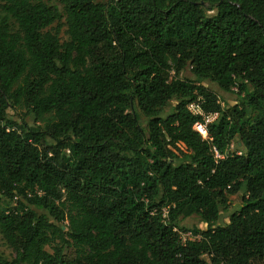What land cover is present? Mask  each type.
Here are the masks:
<instances>
[{
    "label": "trees",
    "instance_id": "obj_1",
    "mask_svg": "<svg viewBox=\"0 0 264 264\" xmlns=\"http://www.w3.org/2000/svg\"><path fill=\"white\" fill-rule=\"evenodd\" d=\"M0 237V264H264V0H0Z\"/></svg>",
    "mask_w": 264,
    "mask_h": 264
},
{
    "label": "rangeland",
    "instance_id": "obj_2",
    "mask_svg": "<svg viewBox=\"0 0 264 264\" xmlns=\"http://www.w3.org/2000/svg\"><path fill=\"white\" fill-rule=\"evenodd\" d=\"M44 1L46 3H49V4H57V0H44ZM58 27H60L58 35H59V38H60L61 42H63V41H65L68 38V36L66 34V27L64 26V19L61 20L60 22H55L50 28H48V30H50L51 32H55V30ZM180 77L184 78V79H191V80L195 81L196 83H199V84H202L204 86L209 87L210 89H212L214 92H216L219 95L222 103L225 102V103H228L229 105H233L236 102V95L234 93L222 92L214 84H211V83H209L206 80H201V79H197V78L193 77L189 68L184 69L180 73ZM233 90L236 91V88H233ZM175 103H176V101H171L169 106L166 108V110H168L170 108H173ZM134 110L136 112H139V109L136 107L135 104H134ZM191 110L194 113H198L199 112V110L195 106H191ZM17 117L23 118L29 124H32L31 120H29V119H27V118H25L23 116V112H20L19 116H17ZM140 117H141L142 123H143V125L145 127L146 126V120H145V118L143 117L142 114H140ZM212 118L213 117H207V120L209 121ZM240 204H241V193H236L234 195L229 196V208L227 209V212L230 213V212L236 210L239 207ZM225 222H228V220L225 219ZM180 226L186 228L187 230L191 229L192 227H198L200 229H204L206 227L205 224L200 222L199 217H197L195 215L181 220L180 221ZM179 231H180L181 235L183 237H185V238H187V237L194 238L191 235V233H189V232H185L182 229L179 230ZM0 243H1V251H2L3 255L5 257H7V258H10L12 256L11 250L8 247L5 246V244H4L3 240L1 239V237H0Z\"/></svg>",
    "mask_w": 264,
    "mask_h": 264
},
{
    "label": "built area",
    "instance_id": "obj_3",
    "mask_svg": "<svg viewBox=\"0 0 264 264\" xmlns=\"http://www.w3.org/2000/svg\"><path fill=\"white\" fill-rule=\"evenodd\" d=\"M191 106H194V105H191ZM194 129H195V130H196V131H197L202 137L207 138L206 129H205V127H204V125H203L202 123H200V122H196V123L194 124ZM214 153H215V157H216V158H219V157H220V155L218 154V152H217L216 150H214ZM165 215H166V211L163 210V216H165ZM187 238H189V237H187ZM182 239L185 240V237L182 236Z\"/></svg>",
    "mask_w": 264,
    "mask_h": 264
}]
</instances>
